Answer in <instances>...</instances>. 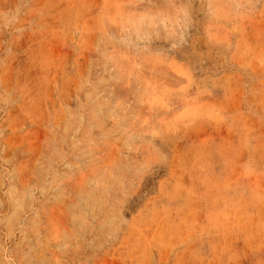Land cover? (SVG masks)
Instances as JSON below:
<instances>
[{"label": "rangeland", "instance_id": "obj_1", "mask_svg": "<svg viewBox=\"0 0 264 264\" xmlns=\"http://www.w3.org/2000/svg\"><path fill=\"white\" fill-rule=\"evenodd\" d=\"M0 264H264V0H0Z\"/></svg>", "mask_w": 264, "mask_h": 264}]
</instances>
